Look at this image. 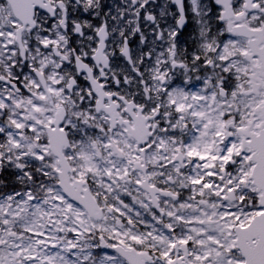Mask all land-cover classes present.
<instances>
[{
    "label": "snow or ice",
    "instance_id": "snow-or-ice-1",
    "mask_svg": "<svg viewBox=\"0 0 264 264\" xmlns=\"http://www.w3.org/2000/svg\"><path fill=\"white\" fill-rule=\"evenodd\" d=\"M0 264H264V0H0Z\"/></svg>",
    "mask_w": 264,
    "mask_h": 264
}]
</instances>
